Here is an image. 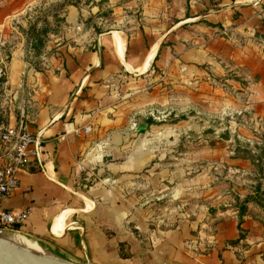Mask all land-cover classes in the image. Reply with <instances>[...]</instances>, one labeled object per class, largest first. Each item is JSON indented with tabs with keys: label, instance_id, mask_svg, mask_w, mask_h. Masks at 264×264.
<instances>
[{
	"label": "crops",
	"instance_id": "obj_1",
	"mask_svg": "<svg viewBox=\"0 0 264 264\" xmlns=\"http://www.w3.org/2000/svg\"><path fill=\"white\" fill-rule=\"evenodd\" d=\"M59 2L36 56L30 11ZM0 64L5 123L42 138L3 202L31 208L21 231L80 264H264L263 228L247 214L238 227L234 208L185 201L153 229L136 207L147 193H134L153 167L152 125L138 116L183 102L167 88L249 67L261 94L264 0H0Z\"/></svg>",
	"mask_w": 264,
	"mask_h": 264
},
{
	"label": "rangeland",
	"instance_id": "obj_2",
	"mask_svg": "<svg viewBox=\"0 0 264 264\" xmlns=\"http://www.w3.org/2000/svg\"><path fill=\"white\" fill-rule=\"evenodd\" d=\"M60 3L31 10L35 23L55 17ZM205 77L197 87L167 88L169 95L181 91L183 102L151 107L155 117L145 138L153 167L149 183L134 188L136 196L147 193L136 207L145 213L147 227L155 229L178 219L179 209L188 206L180 202L211 212L214 200L256 220L264 237V89L260 94L250 87L257 76L249 67ZM2 92L1 84L0 99ZM132 194L133 189L124 190V197ZM262 253L264 258V246Z\"/></svg>",
	"mask_w": 264,
	"mask_h": 264
},
{
	"label": "built area",
	"instance_id": "obj_3",
	"mask_svg": "<svg viewBox=\"0 0 264 264\" xmlns=\"http://www.w3.org/2000/svg\"><path fill=\"white\" fill-rule=\"evenodd\" d=\"M1 76H5L2 65ZM41 143L39 135H33L22 126L5 123L0 112V229L21 230L30 217V207L7 208L3 202L18 188L19 172L31 159L40 157Z\"/></svg>",
	"mask_w": 264,
	"mask_h": 264
},
{
	"label": "water",
	"instance_id": "obj_4",
	"mask_svg": "<svg viewBox=\"0 0 264 264\" xmlns=\"http://www.w3.org/2000/svg\"><path fill=\"white\" fill-rule=\"evenodd\" d=\"M0 231L16 232L37 241L45 248V253H38L24 248L16 247L0 240V264H80L71 259L56 254L45 243L28 233L14 229H0Z\"/></svg>",
	"mask_w": 264,
	"mask_h": 264
},
{
	"label": "trees",
	"instance_id": "obj_5",
	"mask_svg": "<svg viewBox=\"0 0 264 264\" xmlns=\"http://www.w3.org/2000/svg\"><path fill=\"white\" fill-rule=\"evenodd\" d=\"M66 3H60L59 6H58V9H62L64 6H65ZM60 10H56V11H60ZM51 28L49 27V23L47 22L46 19H43L42 20V25H40L39 27H37V24L36 23H33L29 29H28V36L30 37L31 39V46L32 48L34 49V54L36 56L39 55L40 53V50L41 48L43 47L44 45V42H45V36L46 34L48 33V31L50 30ZM5 80V76H1L0 77V85L4 82ZM143 122L146 123V127L145 128H140L142 131L144 129H146L150 124H152L154 122V119L152 117H147L145 119H143ZM141 127V125H140ZM245 210V207L242 208V211ZM242 216H243V213L242 212H239V215H238V227L240 226L241 222H242Z\"/></svg>",
	"mask_w": 264,
	"mask_h": 264
},
{
	"label": "bare ground",
	"instance_id": "obj_6",
	"mask_svg": "<svg viewBox=\"0 0 264 264\" xmlns=\"http://www.w3.org/2000/svg\"><path fill=\"white\" fill-rule=\"evenodd\" d=\"M0 240L14 245L16 247L24 248L38 253H45L43 246L37 241L31 240L24 235L16 232L0 231Z\"/></svg>",
	"mask_w": 264,
	"mask_h": 264
}]
</instances>
